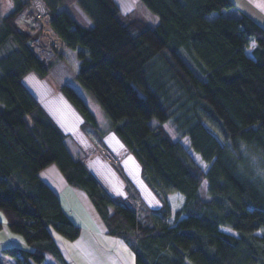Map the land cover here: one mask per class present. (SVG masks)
<instances>
[{
  "label": "trees",
  "instance_id": "16d2710c",
  "mask_svg": "<svg viewBox=\"0 0 264 264\" xmlns=\"http://www.w3.org/2000/svg\"><path fill=\"white\" fill-rule=\"evenodd\" d=\"M7 1L12 7L0 17V213L24 247L1 254L15 264L47 257L65 264L53 233L73 241L81 228L39 176L55 165L108 235L129 247L134 264H264V28L244 14L222 15L233 0H138L158 17L152 27L141 19L121 23L115 0H77L90 24L58 10L61 0H39L51 31L80 62L77 81L139 165L160 205L150 209L128 182L126 196L109 194L70 154L68 136L22 83L49 69L31 47L40 29L27 21L29 1ZM59 90L81 117V131L101 138L78 93L65 84ZM182 138L205 171L181 148Z\"/></svg>",
  "mask_w": 264,
  "mask_h": 264
},
{
  "label": "crops",
  "instance_id": "0c3cea01",
  "mask_svg": "<svg viewBox=\"0 0 264 264\" xmlns=\"http://www.w3.org/2000/svg\"><path fill=\"white\" fill-rule=\"evenodd\" d=\"M233 2L234 7L232 8L233 11L231 16L237 17L244 14L264 28V0H233ZM66 53L76 61L75 73L69 71L68 78L62 77L58 72L59 66L65 68V59L56 57L49 62V69L44 78L38 77L35 73H29L22 79V83L60 130L68 136L66 146L70 154L74 158L80 159V161L85 164L88 170L109 194L112 196L124 197L125 191L124 195H121L123 194V190H125L123 188H121V194L115 193V190H117L115 187H118V179L114 167L95 155L97 154V148H106V139L112 144L113 138L111 137H115L116 139L117 137L110 132V130L104 135L100 133L101 138L96 137L94 139L88 136L90 133L88 135L83 133L80 128L82 124L81 117L58 89L61 83L68 85L71 81L76 79L80 64L74 51L66 49ZM59 75L62 78H59ZM53 84L55 85V89ZM49 99H56L61 102V111L64 114L66 113L68 119L70 118L68 122H66V125L59 122L56 112L51 105L49 107ZM85 148H87V150ZM83 153L85 154V160H81L80 158L84 155ZM131 158L134 160L132 155ZM101 168L107 172L105 177L99 173ZM39 176L41 180L58 196L62 209L69 215L71 220L81 228L78 238L73 241H68L53 233V238L65 264H134V254L129 247L121 239L108 235L105 225L95 212L85 194L78 189L69 186L55 165H49L46 167L39 173ZM69 187L72 188L71 190L79 192L76 194L77 196L79 195L80 201L75 195H73L79 210L76 208L75 204L73 206L78 213L75 208L69 207L68 204L67 211L65 208L67 206H65L60 199L64 191ZM70 192L72 193V191ZM86 211H89L91 217L86 214ZM69 213L73 216H70ZM13 244H16L19 247H24L23 240L9 231L6 221L0 213V251L7 246H13ZM50 260L51 259L47 257L44 264H50ZM0 263L15 264L12 258L2 255L1 252ZM51 263L57 264L53 259Z\"/></svg>",
  "mask_w": 264,
  "mask_h": 264
},
{
  "label": "rangeland",
  "instance_id": "374dc122",
  "mask_svg": "<svg viewBox=\"0 0 264 264\" xmlns=\"http://www.w3.org/2000/svg\"><path fill=\"white\" fill-rule=\"evenodd\" d=\"M23 1L24 2H26V1L27 2L28 1L34 2L39 7L43 8V6L41 5L39 0H23ZM116 2L118 3V5L120 7V13L118 15V19L123 24L126 23L130 19L144 20L151 27L156 26L159 22L158 17L156 15H154L153 13H151L138 0H116ZM11 7H12V5L9 4V1L0 0V17L5 16V14L10 11ZM58 8H59L58 10H60V11L63 10V11L68 12L76 22H84L85 21L86 23L90 24L89 20L81 12L78 11L77 0H61V3H60ZM232 11H233V9L223 10L222 15L230 16ZM45 14H42L41 16L44 17ZM217 15H218L217 13H214V14H212V17H216ZM46 20L47 19L35 20L31 16L30 18H28L27 21L29 22L30 26L36 27V29H39V28H41L42 22H46ZM45 34H46V32H45ZM49 41H51V39H49V37H48V40L46 39V41L41 40L39 45L41 48H43V50H41L39 48L40 49L39 51L43 54H46V55H41L44 57L45 61L51 62L53 59H55V56L48 55L47 53H44V51L46 50V46H47ZM184 52L185 51H181V56L191 66V68L195 70V66H194L193 62L188 57L187 53L186 52L184 53ZM63 53L64 54L62 55V58L65 59L64 60L65 68L63 66L62 67L59 66L58 72L60 73V75L62 77L68 78L69 71H72L75 73L76 61L74 58H72L71 56H69V54L66 53V49L64 47H63ZM60 75H59V78H62ZM61 84H60V86H61ZM68 85L71 86L78 93V95L82 98V100L84 101L85 105L88 107L90 112L95 116L97 127H98L97 131L104 135L109 130L110 120H109L107 114L105 113V111L103 110L102 106L97 102V100L94 98V96L91 94V92L88 91L85 87H83L77 81V79H74ZM60 86L58 87V89H60ZM53 87L55 89L54 84H53ZM49 100H48V105H49V107L51 105L52 108L54 109V111L56 112V114L59 118V122H61V124L66 125L67 124L66 122H68V120L70 118L68 119L66 116V113L64 114L61 111V102H59L56 99H52V100L49 99ZM157 122L158 121L156 119H152L150 121V124L152 127H155ZM165 127H167L166 129L168 130L170 135L173 138H176L175 133L170 129V127L167 124H165ZM88 131L90 133L88 135L90 138L94 139V138L98 137L97 135L94 134L93 131H91V130H88ZM111 138H113L112 144L110 141H108V139H106L105 140L106 148H100V149L97 148L96 149L97 154H95V155L114 167V169L117 173V179H118V183H117L118 187H115V189H117L118 191L115 190V193L121 194L122 193L121 188L125 189V182H128L130 184V186L138 192V197H139L138 199H140L148 208H150V209L158 208L160 206L158 201L155 199V197L152 195V193L148 190V188L144 185V183L142 182V180L140 178L139 165L136 163L135 160H133L131 158V154L129 152H127V150L123 147L122 144H120V142L115 137H111ZM180 145H181V148L189 154L190 158L198 166H200V168L203 171H205L207 169V165L202 163L200 161L199 157L197 155H195L194 153H192V151L188 148V141L186 138L180 139ZM87 148H85V149L87 150ZM112 152H113V155H112ZM84 156H85V154L82 157H80L81 160H85ZM114 162H116V165H114ZM99 173H101L102 176H104V177L107 175L106 170L104 171V170H102V168H101V171H99ZM71 189H72L71 187L67 188L60 198L62 200L63 204L65 206H67V207H65L67 211H68V205H69V207L75 208L73 206L75 204L76 208L78 207L73 195H75L79 200V195L77 196V194H76L79 192H77L76 190L73 191ZM70 191H72V193ZM124 191L125 190H123V194H121V195H124ZM202 194L206 198L205 189H203ZM124 196H126V193ZM76 208H75V210H76ZM77 209L79 210V208H77ZM76 212H77V210H76ZM69 214H70V216H73L71 213H69ZM86 214H88V216L91 217L89 211H86ZM13 245H16V244H13ZM48 258L51 259L50 264H52L53 263V262L51 263L52 258L51 257H48Z\"/></svg>",
  "mask_w": 264,
  "mask_h": 264
},
{
  "label": "built area",
  "instance_id": "2783aa9c",
  "mask_svg": "<svg viewBox=\"0 0 264 264\" xmlns=\"http://www.w3.org/2000/svg\"><path fill=\"white\" fill-rule=\"evenodd\" d=\"M29 9L32 12V17L35 20H41V19H47L46 22H42L41 28L40 29V34L38 37H36L32 42H31V47L34 51V53L36 54L37 58L41 61H45L44 57L41 55H46L41 53L39 50H43V48L40 47V41L44 40L46 41V39L48 40L51 39V41L48 42L47 46H46V50L44 51V53H47L48 55H52V56H59V55H63V47L64 44L63 42L51 31L50 27H49V16L48 14L44 11L43 8L39 7L36 3L29 1ZM42 12H41V11ZM45 14L44 17H42V14ZM48 35H46L45 34ZM40 48V49H39ZM65 48V47H64ZM47 51V52H46ZM38 53V54H37ZM41 53V54H40ZM114 165H116V162H114ZM136 204L138 205L139 202L136 201Z\"/></svg>",
  "mask_w": 264,
  "mask_h": 264
}]
</instances>
